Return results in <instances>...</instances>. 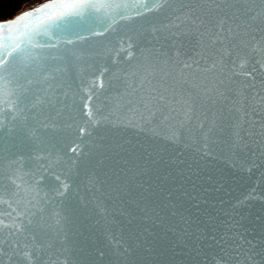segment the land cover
<instances>
[{
    "label": "water",
    "instance_id": "1",
    "mask_svg": "<svg viewBox=\"0 0 264 264\" xmlns=\"http://www.w3.org/2000/svg\"><path fill=\"white\" fill-rule=\"evenodd\" d=\"M45 2L57 0L36 5ZM94 2L100 10L74 22L70 35H53L28 68L13 61L10 42L0 39V60L7 59L18 80L9 90L29 89L28 100L0 106V220L22 225L14 236L5 229L0 239L35 250L33 264H213L217 253L221 264H264V157L252 154L257 140L264 143V70L250 78L243 73L251 65L238 68L241 74L218 89V73L201 75L190 120L179 103L174 112L163 109L167 120L133 122L125 105L135 95L120 107H113L115 98L142 66L182 60L197 16L211 26L223 13L209 11L216 4L207 0H162L158 8L151 7L155 0ZM115 4L127 7H104ZM55 68L66 71L45 80ZM89 94L108 116L91 137L79 131ZM62 180L70 187L59 196L53 186ZM29 186L39 196L25 191ZM125 248L130 254L118 260Z\"/></svg>",
    "mask_w": 264,
    "mask_h": 264
},
{
    "label": "snow or ice",
    "instance_id": "2",
    "mask_svg": "<svg viewBox=\"0 0 264 264\" xmlns=\"http://www.w3.org/2000/svg\"><path fill=\"white\" fill-rule=\"evenodd\" d=\"M207 2L216 4V7L209 11L217 14L223 13V15H219L211 26L206 25L205 20L200 16L192 21L195 29L191 34L192 46L190 51L184 54V58L164 61V66H142L139 78L128 83L125 91L112 102L113 107H120L125 96L135 95L136 98L128 99L125 105L128 112L136 118L133 122L149 126L156 123L158 119L167 120L168 117L162 115L163 109L168 108L169 111L174 112L173 105L179 103L185 105L184 116L190 120L193 106L192 96L194 90L202 86L197 82L201 75L218 73L220 78L213 82V88L218 89L220 85L224 84L225 78L231 80L241 74L237 71L238 68L246 69L251 65V71L243 73L250 78L253 72L264 70V27H262L264 24V0H222L223 6L217 0H207ZM161 6H163L162 0H155L151 7ZM104 7L121 8L127 7V5L115 4ZM99 10L100 6L94 0L45 2L23 11L11 20L0 21V39L10 42L11 51L8 52V55L12 56L15 53L13 61H18L24 68H28L31 66L30 62H38L35 50L46 47L53 35H59L61 32H68L70 35L74 22L91 18ZM258 21L260 23H257ZM68 43H72V39H69ZM128 48H131V43L128 44ZM6 64H8L7 59L0 60V106L11 108L16 106L17 100H21V97L23 100L29 99L25 95L29 89L25 85H19L22 90L20 95H16L14 87L9 90V85H12L14 81L18 83V80H16L15 73L5 67ZM64 71H66L65 68H55L52 73L44 75V79H58L56 73ZM46 72L47 69H44L41 74ZM10 77L12 79H9ZM31 84L32 80L27 79V85ZM145 85L150 87L145 88ZM249 87L254 88L255 85H249ZM203 91L207 93L209 89L204 86ZM64 95L67 96V93ZM220 95H225V92L220 91ZM13 96L15 99L12 98ZM256 96H259V93H256ZM37 99L39 100V98ZM92 99V94L87 95V102L83 105V108L86 109L83 115L88 119L79 129L81 136L85 133L89 137L93 136V130L98 126L103 127L108 120L106 113L93 104ZM260 99L264 100V97H260ZM35 106L33 104V107ZM245 115L249 114L245 113ZM256 115L259 116L260 113L256 112ZM251 123L254 125L257 121L252 120ZM2 127L3 125L0 124V129ZM261 127H264V124ZM19 131L24 135L29 134L23 125ZM256 145L257 148L253 150V156L264 157V143L257 140ZM75 150L73 149V151ZM3 151V145H0V162L4 160ZM257 166L254 161L252 167ZM0 170H2V164H0ZM17 179L22 178L17 177ZM12 183L16 184L18 188L21 187L16 179H13ZM39 187H43V185H39ZM53 187L57 195L63 196L69 190L70 185L62 180L60 185ZM25 191L34 192L36 196H39V192L31 186ZM21 227L22 225L15 222L5 223L0 220V233L7 229L9 235L14 236L20 232ZM5 244L8 249H11V252L0 246V264H9L13 257L17 258V264H20V261L33 264V261L39 259L35 250H29L27 247L21 250L18 241L0 239V245ZM223 250L222 240L220 251L223 252ZM233 251L238 259L242 249L238 247ZM129 254L130 250L125 248L117 259L121 260ZM248 258L250 259V257ZM222 260L223 256L218 253L214 254L212 258L213 264H221Z\"/></svg>",
    "mask_w": 264,
    "mask_h": 264
},
{
    "label": "trees",
    "instance_id": "3",
    "mask_svg": "<svg viewBox=\"0 0 264 264\" xmlns=\"http://www.w3.org/2000/svg\"><path fill=\"white\" fill-rule=\"evenodd\" d=\"M46 0H0V19L15 16L28 7Z\"/></svg>",
    "mask_w": 264,
    "mask_h": 264
}]
</instances>
